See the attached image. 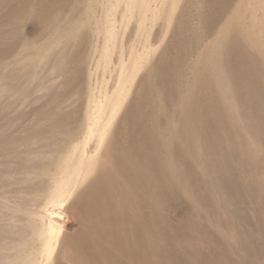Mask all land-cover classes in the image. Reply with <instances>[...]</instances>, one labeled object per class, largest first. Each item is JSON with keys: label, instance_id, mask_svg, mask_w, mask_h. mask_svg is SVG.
<instances>
[{"label": "rangeland", "instance_id": "374dc122", "mask_svg": "<svg viewBox=\"0 0 264 264\" xmlns=\"http://www.w3.org/2000/svg\"><path fill=\"white\" fill-rule=\"evenodd\" d=\"M0 264H264V0H0Z\"/></svg>", "mask_w": 264, "mask_h": 264}, {"label": "bare ground", "instance_id": "6f19581e", "mask_svg": "<svg viewBox=\"0 0 264 264\" xmlns=\"http://www.w3.org/2000/svg\"><path fill=\"white\" fill-rule=\"evenodd\" d=\"M59 216V215H58Z\"/></svg>", "mask_w": 264, "mask_h": 264}]
</instances>
